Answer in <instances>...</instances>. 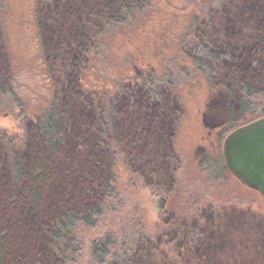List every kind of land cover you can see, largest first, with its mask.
Returning <instances> with one entry per match:
<instances>
[{
  "label": "rangeland",
  "instance_id": "1",
  "mask_svg": "<svg viewBox=\"0 0 264 264\" xmlns=\"http://www.w3.org/2000/svg\"><path fill=\"white\" fill-rule=\"evenodd\" d=\"M42 1L0 0V74L4 72L11 86V92L0 97V184L9 178L7 152L11 147L22 150L26 140L22 151L28 155L29 143L36 136L35 121L47 108L53 92L60 109L67 98L70 100L80 92L91 120H97L100 108L122 84V95L116 99L120 150L112 146L115 193L106 199L98 223L76 228L80 250L73 264H98L90 254L92 243L108 232L116 233L119 239L134 225L143 234L138 242L137 262L147 259L151 263L155 259L156 264H264V200L234 177L222 152L229 132L264 116V94L251 100L250 111L243 120H237L236 127L228 128L221 109L215 112L218 101L210 104L208 110L213 91L210 81L181 51L186 40L192 38L193 18L205 17L221 0H146L130 25H119L100 36L95 27L107 10L115 8L117 0H69V10L64 6L67 0ZM123 1L132 5L138 0ZM226 1L225 4H230L235 0ZM246 1L249 2L243 3V9L230 17L226 31L217 12L210 19L218 39L213 46L218 47L227 39L233 56L243 61L244 72L249 74L260 66L258 49H264L259 48L260 36L256 31L260 19L252 15L253 7L264 3ZM36 7L50 76L39 46ZM195 31L199 37L205 35L202 23L195 26ZM71 36L77 37L75 41H71ZM244 46H252L251 53H245ZM148 69L156 78H163L167 71L175 78L172 92L183 108L176 124H173L174 111L178 101L173 97L168 99L171 109L161 113L150 112L158 107L157 102L143 104L146 89L140 77ZM152 104L156 106L151 108ZM141 111L150 113L156 123L146 126L150 136L143 138V126L138 120H142ZM77 113L78 108L72 126L83 119ZM94 128L91 124L88 129L76 130L81 132L76 143L72 136L66 138L76 169L65 167L69 169V179L61 185L57 184L59 179L48 182L44 194L48 206L52 200L53 205L70 203L66 194L69 189L65 186L68 180L71 186L84 185L90 195L102 193L98 176L87 178L83 173L90 165V160L83 162L89 155L95 162L98 137ZM140 143L145 152H151L150 158H159L157 163L155 159L145 167L133 155V149ZM162 147H168L169 153ZM75 150L83 155L77 156ZM129 160L134 161L138 170L131 171ZM83 168L81 173L77 172ZM54 187L59 190L56 195L52 192ZM1 198L7 200L6 196ZM161 199H164L162 207ZM25 217L30 224L27 235L34 245V253L26 264H56L55 256L47 249L45 233L30 211ZM210 225L226 234L225 249L214 250L221 238L216 242L211 237L215 229ZM200 233L213 243V250L208 248L211 250L208 257L207 253L193 250Z\"/></svg>",
  "mask_w": 264,
  "mask_h": 264
},
{
  "label": "trees",
  "instance_id": "2",
  "mask_svg": "<svg viewBox=\"0 0 264 264\" xmlns=\"http://www.w3.org/2000/svg\"><path fill=\"white\" fill-rule=\"evenodd\" d=\"M36 1L38 3L39 0ZM258 1L264 3V0ZM145 2L146 0H138L130 5L123 0H117L115 8L107 10L100 24L95 27L97 35L110 33L111 29H117L116 27L119 25H130L140 14V9ZM226 2V0H221L218 6L208 10L205 17L195 16L193 18L190 25L192 38L186 40V45H183L181 51L190 58L194 67L210 81L213 91L212 98L207 106L208 110L211 109L210 104L212 105L214 101H218L219 105L217 106L219 107L215 112H219V109H221V116L225 117L223 118V123H227L228 128H231L233 126L236 127L237 120H243L244 115L250 111L251 100L258 95L264 94V70L262 69V66H264V49L262 51L257 48L261 56L260 66L257 69H252L247 74L244 72L243 61L239 57L236 59L233 56L231 45L227 42V39H225V42H221L223 44L219 43L218 47L213 46L214 40L218 39H216V28L210 19L211 14L214 11L219 14V17L224 22L223 28L226 31V23L229 22L230 17L235 13H239L243 9V3L249 1L235 0L230 4H225ZM42 3H45V1L43 0ZM64 6L66 10H69L70 1H65ZM252 13V15L259 16L260 19L256 35L260 36L259 45L261 46L259 48H261L264 47V4H256ZM39 15L36 7L35 16L39 46L46 64L47 73L50 76V66L45 59L46 52ZM200 23L204 26L205 31V35L201 37L197 35L198 32H194L195 26L200 25ZM74 38L76 39L77 37L71 36V41H75ZM71 41L68 42V45ZM244 49L245 53L249 54L253 47L244 46ZM168 72H165L163 78L160 79L156 78L151 69L141 72L140 79L146 89L143 104L157 102L158 107L150 109V112L151 110H156L161 113L162 110L171 109L169 106L171 102L168 99L173 97L178 101V107L174 111L173 124H176L183 114V108L180 106L178 96L172 92L173 79L175 78ZM121 86L122 84H119L117 90H115L105 105L100 108L97 120H91L89 113H87V104L84 102V96L82 94L83 97L79 95L80 92L70 100L67 98L62 105L63 107H61L62 109L58 107L56 103L57 96L53 92L47 108L35 121L34 130L36 136L29 143L28 155L23 154L26 140L23 142V151H18L15 147H11L10 152H7L9 178L6 182L0 184V264H26L33 255L34 245L32 244L31 236L27 235L28 231H30L28 226L30 224L28 223V218L25 217L29 211L37 222V226L45 233L47 249L55 256L56 264H73L75 262L80 250V243L75 234L76 228L78 225L93 226L98 223L102 210L107 205L106 199L115 193L112 185L114 179L113 167L115 164L112 146L114 145L120 150L121 138L117 129L119 114L116 108V99L117 96L122 95L123 89H121ZM10 88L7 76L4 72H1L0 97L11 92ZM154 104L150 107L156 106ZM77 108V114L83 119H80L76 125L72 126V117ZM140 117L143 121L140 118L138 120L141 121L144 130L142 138L147 135L150 136L146 126H154L156 123L152 121L150 113H142ZM256 118L259 117L257 116ZM91 124L95 126V134L98 137L96 139L98 148L95 149L94 154L95 162L91 159L93 157L89 155L90 158L88 157L86 161H83L86 163L90 160L88 169H79L77 172L81 173L84 170L85 172L83 171V173L87 178L97 175L103 185L102 193L100 195H90L84 185L79 187H77V184L76 186H71L68 180L65 186L69 189V193L64 192V194H68L71 198L70 203L58 202L53 205L52 200L49 203L50 206H48L45 204L44 198L45 186L48 182L52 178L54 180L59 179L60 182L57 181V184L61 185L66 178L69 179L67 177L69 169H65V167L69 168L71 166L70 169H76L75 165H73L75 161L69 155L73 151L68 150V140L66 138L72 136L71 138H74L73 143H76L79 141L78 138L81 136V132L75 131L83 128L88 129ZM137 146H139L137 149H133V155L134 153L136 154V158L139 159L143 166H149L155 159L156 163L159 161V158H150L151 152H145L141 148V143L137 144ZM150 150L152 151V148ZM163 150L167 154L169 153L168 147ZM75 152H77L79 157L83 155L79 150H75ZM84 156L87 155L84 154ZM128 162V167L132 172L138 170L133 160ZM53 189L51 190L55 195L59 193L58 188L54 187ZM1 196H6L7 200L1 198ZM210 227L214 228L215 225H210ZM139 229V227L134 225L128 234L123 232L121 234L122 237L119 239L116 233L108 232L98 240H95L90 250L93 260L98 264H156L157 260L155 261V259L151 263L147 259L136 261L138 242L143 236ZM214 229L215 235L211 237L216 242H219L221 238L214 250L216 251L218 248L223 250L227 245L226 234H221L217 228ZM203 235L204 233L198 234L193 250L202 254L207 253L206 257H208L211 250H213V243L203 237ZM147 238L151 240L149 237ZM159 238L161 239V237ZM208 248H211V250L208 251ZM238 252L242 253L241 250ZM38 253L42 254L41 252ZM250 261L253 262V260Z\"/></svg>",
  "mask_w": 264,
  "mask_h": 264
},
{
  "label": "water",
  "instance_id": "3",
  "mask_svg": "<svg viewBox=\"0 0 264 264\" xmlns=\"http://www.w3.org/2000/svg\"><path fill=\"white\" fill-rule=\"evenodd\" d=\"M222 152L234 177L264 200V116L229 132ZM161 202L162 207L164 199Z\"/></svg>",
  "mask_w": 264,
  "mask_h": 264
},
{
  "label": "bare ground",
  "instance_id": "4",
  "mask_svg": "<svg viewBox=\"0 0 264 264\" xmlns=\"http://www.w3.org/2000/svg\"><path fill=\"white\" fill-rule=\"evenodd\" d=\"M164 204V203H163Z\"/></svg>",
  "mask_w": 264,
  "mask_h": 264
}]
</instances>
